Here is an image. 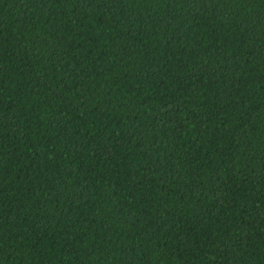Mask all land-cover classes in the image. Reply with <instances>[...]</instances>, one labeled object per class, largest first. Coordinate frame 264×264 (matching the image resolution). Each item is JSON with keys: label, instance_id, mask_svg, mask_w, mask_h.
Wrapping results in <instances>:
<instances>
[{"label": "trees", "instance_id": "1", "mask_svg": "<svg viewBox=\"0 0 264 264\" xmlns=\"http://www.w3.org/2000/svg\"><path fill=\"white\" fill-rule=\"evenodd\" d=\"M0 264H264V0H0Z\"/></svg>", "mask_w": 264, "mask_h": 264}]
</instances>
